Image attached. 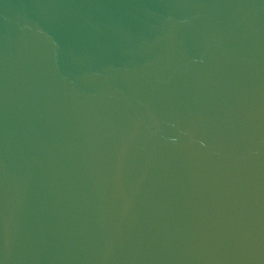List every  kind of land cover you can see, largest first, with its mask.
I'll return each mask as SVG.
<instances>
[{
  "label": "water",
  "instance_id": "95a60500",
  "mask_svg": "<svg viewBox=\"0 0 264 264\" xmlns=\"http://www.w3.org/2000/svg\"><path fill=\"white\" fill-rule=\"evenodd\" d=\"M0 264H264V0H0Z\"/></svg>",
  "mask_w": 264,
  "mask_h": 264
}]
</instances>
